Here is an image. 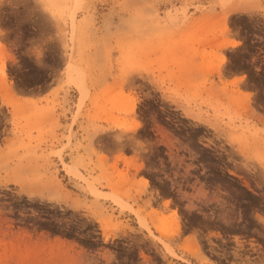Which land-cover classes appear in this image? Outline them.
I'll return each instance as SVG.
<instances>
[{
	"label": "rangeland",
	"instance_id": "rangeland-1",
	"mask_svg": "<svg viewBox=\"0 0 264 264\" xmlns=\"http://www.w3.org/2000/svg\"><path fill=\"white\" fill-rule=\"evenodd\" d=\"M262 209L264 0H0V264H264Z\"/></svg>",
	"mask_w": 264,
	"mask_h": 264
},
{
	"label": "bare ground",
	"instance_id": "bare-ground-1",
	"mask_svg": "<svg viewBox=\"0 0 264 264\" xmlns=\"http://www.w3.org/2000/svg\"><path fill=\"white\" fill-rule=\"evenodd\" d=\"M139 222L141 223V225H145V223L143 222V220L141 218H139Z\"/></svg>",
	"mask_w": 264,
	"mask_h": 264
},
{
	"label": "snow or ice",
	"instance_id": "snow-or-ice-1",
	"mask_svg": "<svg viewBox=\"0 0 264 264\" xmlns=\"http://www.w3.org/2000/svg\"><path fill=\"white\" fill-rule=\"evenodd\" d=\"M262 211H264V209H262Z\"/></svg>",
	"mask_w": 264,
	"mask_h": 264
}]
</instances>
